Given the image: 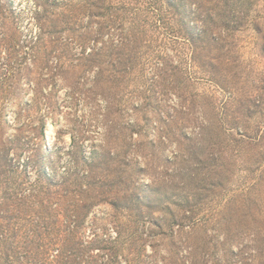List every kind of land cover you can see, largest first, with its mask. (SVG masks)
<instances>
[{"label":"rangeland","instance_id":"rangeland-1","mask_svg":"<svg viewBox=\"0 0 264 264\" xmlns=\"http://www.w3.org/2000/svg\"><path fill=\"white\" fill-rule=\"evenodd\" d=\"M0 264H264V0H0Z\"/></svg>","mask_w":264,"mask_h":264},{"label":"trees","instance_id":"trees-1","mask_svg":"<svg viewBox=\"0 0 264 264\" xmlns=\"http://www.w3.org/2000/svg\"><path fill=\"white\" fill-rule=\"evenodd\" d=\"M180 9H181V7H180Z\"/></svg>","mask_w":264,"mask_h":264}]
</instances>
